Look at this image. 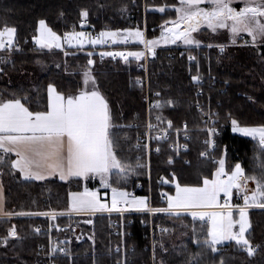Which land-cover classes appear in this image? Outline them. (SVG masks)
<instances>
[{"label": "trees", "instance_id": "16d2710c", "mask_svg": "<svg viewBox=\"0 0 264 264\" xmlns=\"http://www.w3.org/2000/svg\"><path fill=\"white\" fill-rule=\"evenodd\" d=\"M179 4L180 0H0V28L5 23L14 26L15 42L21 43L23 48V52L4 56L0 61V95H27L26 104L30 110L43 111L46 110L49 83L65 94L75 93L82 87V73L86 68L90 69L99 91L109 102L114 126L112 136L118 157L126 164L135 166L139 162L142 165L133 167L124 178L114 172L111 186L130 191L140 182L145 190L139 194H145V159L139 157L135 148L144 133V90L135 82L139 76L135 63L109 57L98 60L95 57L93 65L88 66L87 52L38 48L33 42L25 43V39L35 35L40 19H45L58 35L63 36L77 24L81 9L87 10L94 32L138 27L142 31L145 28L147 37L153 38L159 35L165 21L176 19L175 7ZM162 6L165 7L163 12L158 9ZM198 40L200 45L212 47L196 49L193 47L195 44L185 45L179 40L173 56L169 55V50L161 49L149 61L150 89L162 99L161 116L177 125L184 122L188 128L201 127L202 120L192 106L196 85L191 77L210 72L217 79L216 85L210 88L213 102H218L215 108L220 133L215 153L219 157L221 148L225 146L228 170L239 161L247 175H258L261 158L258 141L232 134L230 127L232 118L241 125L264 124V44H241L239 38L232 43L224 30L210 32L208 29L198 36ZM221 44L225 45L223 51L218 47ZM193 55L197 59L189 60ZM220 88L226 90L221 92ZM169 100L172 103H167ZM134 123L139 126L133 127ZM202 138L203 133L199 130L188 132L187 163L176 161L169 164L172 153L166 143L159 144V152L150 156L153 208L166 207L160 192L171 194L174 191V185L166 182L172 181L173 173L181 184H198L202 183L203 176H210L218 166L211 159L200 156L204 147ZM11 160L12 156L7 154L6 161L0 162L4 209L36 215H14L6 222H0V264H47L39 252V245L45 243L46 235L36 231V227L38 223L45 227L48 220L63 228L58 234L66 252L55 257L58 264L117 263L119 254L114 248L120 240L110 233L108 223L118 216L94 214L86 217L67 211L69 192L82 191L85 186L95 188L98 182L94 178L26 180L11 167ZM53 210L57 213L55 219L39 215ZM248 211L250 228L246 235L255 249L251 256L235 242L217 246L216 252L202 248L195 243L193 231L190 233L186 215L156 212L154 219L162 220L166 230L155 236L154 264H220L221 259L224 264H264V209ZM61 212L64 214L59 215ZM135 215L137 218L147 217L145 213ZM185 219L187 221L183 222ZM89 220L92 223H88ZM196 221L195 235L202 236L207 231V223ZM182 222L189 230L187 239L173 246L169 233ZM12 225L16 226L18 237L8 238L5 244L2 238L7 236ZM135 229L134 236L128 239V243L134 246L129 264H150L140 230ZM78 232H81V239H78Z\"/></svg>", "mask_w": 264, "mask_h": 264}, {"label": "snow or ice", "instance_id": "6c2138e0", "mask_svg": "<svg viewBox=\"0 0 264 264\" xmlns=\"http://www.w3.org/2000/svg\"><path fill=\"white\" fill-rule=\"evenodd\" d=\"M207 3V7L201 5ZM242 7H233V0H180L176 7V19L165 21L161 35L158 38L147 39L140 28H125L115 31H101L93 37L91 33L77 32L75 30L58 35L46 22L45 19L38 21L37 35L32 39L36 44L45 48H61L64 42L69 45L85 44L103 45L110 40L129 38L138 40L145 45L147 53L155 55L154 46L163 42L176 43L183 41L185 45L195 44L200 46L201 41L192 35L202 24L216 32L218 29H228L232 34V43L241 33H247L251 41L244 40L245 44H264V0H241ZM175 7V6H173ZM165 7L159 8L163 12ZM81 24L86 23L88 12L80 11ZM171 24V27L168 25ZM16 28L7 23L0 28V49L15 46ZM126 34V35H123ZM18 47V46H17ZM212 47V45H209ZM218 47L223 51L225 45ZM146 52H101L103 56H120L125 60L128 57L140 59ZM66 55L68 53H65ZM92 55L91 52L88 53ZM195 57L189 56V60ZM94 63L92 59L87 61L88 66ZM2 71V69H0ZM198 75L193 76V81H199ZM251 99V97H249ZM27 95L10 94L9 97L0 95V162L6 161L7 154L14 153L16 158L11 160V167L19 169L25 177H34L36 180H44L46 176L58 175L60 180H69L73 177L84 178L99 177L102 186L111 187L112 199L109 207L106 200L99 197L95 189L84 187L81 192H69V213L102 212V211H126L128 208H136L140 211L164 212L169 215L180 216L190 214L194 219L207 218V231L202 236H196L193 227L195 243L205 249L217 251V245L223 241H235L236 245L246 250L248 255H253L255 249L247 237L246 232L250 228L248 218L249 207L255 205L264 209V124L241 125L240 122L231 119V131L242 133L246 136L258 139L261 158L259 162V174L247 175L241 163L237 161L231 170H227V149L222 150L221 155L209 157L208 151H202L201 157L212 159L218 166L211 175L202 177V183L181 184L173 173L172 181L175 184V194L162 195L166 197L167 207H149L148 197L131 196L127 191L111 186L113 173L124 178L133 167H142L139 162L133 166L124 163L117 155L115 142L112 136V114L108 100L99 91L95 76L91 75L90 69L84 71V86L75 93L65 94L58 91L56 86L49 83L47 86L46 110L32 111L27 106ZM157 107L160 101L154 102ZM167 103H172L171 100ZM161 117L157 116V120ZM211 119V118H210ZM212 123H215L213 120ZM169 127L172 122L168 121ZM149 128L155 127L151 123ZM187 126L185 125V128ZM214 127L208 128L209 139L205 141L209 148L215 151L218 147L213 137L217 133ZM166 135V132H165ZM185 147H187L185 145ZM159 151V149H157ZM172 158L169 157V162ZM165 179L166 178H162ZM248 181L255 183V188L248 189ZM242 192L244 204L232 205L229 200L232 189ZM223 194L224 203H220ZM124 202V208L119 207ZM4 198L0 189V222H6L14 215H33L34 213H14L4 210ZM238 210L239 218L234 219L233 209ZM61 212L59 215H63ZM39 215L51 216L55 219V210ZM88 223H92L91 220ZM238 225V230L234 226ZM57 229L59 225H56ZM39 231V229H36ZM8 237H18L16 226L8 228L7 236L3 242H8ZM79 239V237H78ZM65 252V248H59ZM52 252L57 251L53 246ZM220 264H224L221 259Z\"/></svg>", "mask_w": 264, "mask_h": 264}, {"label": "built area", "instance_id": "2783aa9c", "mask_svg": "<svg viewBox=\"0 0 264 264\" xmlns=\"http://www.w3.org/2000/svg\"><path fill=\"white\" fill-rule=\"evenodd\" d=\"M82 17L79 18L76 25H73L70 27L69 31L75 30L77 32H85V33H91L93 37L97 36L100 32H94L93 26L90 22L89 17L86 18V23L81 24ZM160 32L162 29L159 30ZM143 32L145 34V37L147 39H150L146 35V29H143ZM159 32V33H160ZM161 34V33H160ZM243 37L240 36L239 39H242ZM32 42L31 38H26L25 43ZM18 46V47H17ZM179 46L176 43L172 44H165L162 42L160 45L154 46V52L155 55H152L150 53L146 52L145 45L140 42L138 44L133 43L130 40L117 42L110 40L108 43L103 45H92V44H85L82 47H76L75 50L81 51V52H89L92 53L91 56H87V61L89 59H92L94 61L95 57L98 60H102L105 57H109L113 60H119L125 63L133 62L136 65L137 70L139 71V76L136 78L135 82L144 90V121L142 123L143 127V135H141L138 139V141L135 144L136 150L139 152V157L145 159V167H146V173H147V192L145 194L140 195L139 192H142L145 190V187L142 183L137 182L136 186L130 190L127 191L131 194V196H146L148 197V203L149 207H151V189H150V156L157 154L159 151V144L166 143L169 150L172 153V161L169 162V164H172L176 161L187 163L188 158L185 156L186 153L189 150L187 140H188V132L191 130H199L203 133V149L202 151H208L209 157H217L216 150L213 151L209 148L208 144L205 143L209 139L208 134V128L214 127L218 131L216 135L213 137V139L216 140L217 143V137L220 133V128L217 123V110L215 108V105L218 104V102H213V95L210 91V88L215 86L217 83V79L214 75H212L210 72H206L202 75H198L200 77L199 81H193L192 82L196 85L195 87V98L192 101V106L195 109V112L200 116L202 120V126L199 128H185V123L181 122L179 125L175 124L172 120H164L161 116V108L163 106V102L161 97L154 91H151L150 89V83H149V61L151 58H154L158 51L161 49H167L170 51L169 55L173 56L175 54V49ZM196 49H199L201 47L210 48L209 45H200V46H193ZM146 52L144 56H142L140 59H136L135 57H128L127 60H125L123 57L115 56H101V52ZM23 52L22 44L15 42V46L12 48H5L0 50V61L1 59L7 55V54H14V53H20ZM195 61L197 58L195 55ZM93 65V64H92ZM196 76V75H194ZM225 88H220L219 91L224 92ZM155 101H160L161 105L159 107L156 106L154 103ZM157 116L161 117L160 120H157ZM211 118V119H210ZM215 121V123H212V121ZM168 121L172 122L171 127L168 125ZM154 125L155 127L149 128V124ZM133 127H138V124H132ZM166 132V135H165ZM185 145L187 147H185ZM225 148L223 146L221 148L222 150ZM160 150V149H159ZM200 152V153H201ZM206 158L207 157H202ZM218 158V157H217ZM212 160V159H211ZM213 161V160H212ZM234 166V165H233ZM244 168V167H243ZM228 170V169H227ZM231 170V169H230ZM229 170V171H230ZM253 181H248L247 187L248 189L255 188V185L252 183ZM224 203L223 195L221 196V204ZM229 203L232 205H243V194L242 192L238 191L236 188L232 189V196L229 200ZM124 203H121L119 207L121 209L124 208ZM153 208V207H152ZM250 208H258L257 206H251ZM233 210H236L235 208ZM147 214V217L145 218H137L135 214ZM156 213V212H155ZM153 212L148 211H140L136 208H128L126 211H114V214H116L118 217L111 219L108 223V230L110 233L119 238V243L115 246L114 250L119 254V258L117 260L116 264H129L132 261L131 254L134 250V246L131 243H128V239L134 236L135 228H139L141 237L143 239V249L149 253L150 258V264H152L153 258H154V247H155V236L158 233L164 232L166 230V226L162 223V220H155ZM36 215V214H34ZM50 217V216H49ZM37 229H39L38 232H42L44 235H46L45 243H42L39 245V252L46 258L47 264H58L55 262V257L63 255L65 252H60L59 248H65L66 246L61 241L60 235L58 232L62 230V226H59L57 229L56 225L52 224L50 220H48L47 225L43 227L41 223L37 224ZM13 238V237H8ZM3 240V239H2ZM53 246L57 247V251L52 252L51 249Z\"/></svg>", "mask_w": 264, "mask_h": 264}, {"label": "rangeland", "instance_id": "374dc122", "mask_svg": "<svg viewBox=\"0 0 264 264\" xmlns=\"http://www.w3.org/2000/svg\"><path fill=\"white\" fill-rule=\"evenodd\" d=\"M241 3V0H233V7H235V6H240L239 4ZM176 7H179V6H176ZM175 7V8H176ZM241 7V6H240ZM159 9V8H158ZM145 21V20H144ZM170 25L171 24H169L168 26L170 27ZM38 27V26H37ZM37 29V28H36ZM205 29H208L210 32H213L211 29H209L208 27H207V25L206 24H202L201 26H200V28L199 29H197L195 32H193L192 33V35L194 36V38L196 39V40H198V36L199 35H201V34H203V31L205 30ZM218 30H224L225 32H226V34L232 39V34L230 33V31L228 30V29H218ZM161 33V32H160ZM159 33V35H157V36H155V37H153V38H150V39H154V38H158V37H160V34ZM38 33L37 32H35V35H37ZM123 35H126V34H123ZM240 35H246L247 36V39H249V40H251V37L250 36H248L247 35V33H241ZM243 37V36H242ZM239 38V36L236 38V39H238ZM31 39H32V37H31ZM128 40H130V41H132L133 43H135V44H138V43H140V41H138V40H135V39H132V38H129ZM33 41V43L35 44V46L36 47H38V48H43V49H45V47H41L40 45H38V44H36V42L34 41V40H32ZM115 41H117V42H122V41H125L123 38H122V36L120 37V38H118V39H116ZM179 41V40H178ZM177 41V42H178ZM65 43L66 42H64L63 43V46L61 47V48H59V49H57V48H55V47H53V48H55V49H57V50H61V51H63V52H67V51H70V50H72V49H75L76 48V46H79V45H76V44H72V45H69L68 43H66V45H65ZM179 43H181V44H184L183 43V41H179ZM160 44H162V42H160V43H157L156 45H160ZM167 44H172V43H167ZM1 50V49H0ZM9 55H13L12 53H10V54H7V55H5V56H9ZM92 75V74H91ZM81 78H82V80L84 81V72L82 73V75H81ZM250 126H252V125H250ZM230 130H231V127H230ZM231 133L232 134H235V135H239V136H243V137H246V138H250V139H254V138H252V137H249V136H246V135H244V134H242V133H234V132H232L231 131ZM254 140H256V139H254ZM258 141V140H257ZM245 169V168H244ZM245 174H247L246 173V170H245ZM253 183V185H255V183L254 182H252ZM172 184H174V183H172ZM175 185V184H174ZM162 192L163 193H165V194H168L167 192H164V191H161L160 192V194H161V198L163 199V200H165V203H166V205H167V200H166V197L164 196V195H162ZM175 194V188H174V191L171 193V195H174ZM221 195H223V194H221ZM138 197H140V196H138ZM152 207V206H151ZM187 216L188 218H189V221H187L186 219L185 220H183V222L184 221H187L189 224H190V233L193 231V227H195L197 224H196V220H197V218H193L190 214H188V213H186V214H182V216ZM249 211H248V218H249ZM86 217H88V216H91L90 214H88V215H85ZM203 221H207V218H205ZM180 223V224H178V226H177V228H176V230H174V231H171V233H169L170 234V240H171V243H172V245L173 246H176L175 244H179L181 241H183L184 239H187V235H188V233H189V230H188V228L186 229V224L185 223ZM188 230V231H187ZM78 237H79V239H81L82 238V235H81V232H78ZM219 246H220V244H219ZM152 264H154V258H153V261H152Z\"/></svg>", "mask_w": 264, "mask_h": 264}, {"label": "crops", "instance_id": "0c3cea01", "mask_svg": "<svg viewBox=\"0 0 264 264\" xmlns=\"http://www.w3.org/2000/svg\"><path fill=\"white\" fill-rule=\"evenodd\" d=\"M204 4H207V3H204ZM204 4H202V5H204ZM201 5V6H202ZM241 7L243 6V4L242 3H240L239 4ZM240 36H243V38L242 39H240V41H241V44H245L244 43V40H249V39H247V36L245 35H240ZM239 36V37H240ZM33 40V39H32ZM249 41H251V40H249ZM33 42V41H32ZM67 43V42H66ZM66 43H65V45H66ZM249 44H251V43H249ZM260 43H257V45H259ZM256 45V46H257ZM76 47H79V46H76ZM84 86V81L82 80V87ZM81 87V88H82ZM256 140H258V139H256ZM0 153H1V155H5L2 151H0ZM10 155L12 156V160L13 159H15L16 158V156H15V154L14 153H10ZM18 172H19V174H20V176L23 178V179H26V180H36L34 177H25L24 175H22L21 173H20V171H19V169H16ZM51 177H55V178H58L59 179V176L58 175H54V176H46L45 177V179H47V178H51ZM74 178H79V177H73V178H70V179H74ZM97 182H98V185L95 187V188H92V189H95V190H97L98 191V193H99V197H100V199H102V200H106L107 201V203H108V205H109V207L111 206V199H112V191H111V187H106V186H102L101 184H100V179H99V177L97 176V177H95L94 178ZM63 181H66V180H63ZM174 185V184H173ZM174 187H175V185H174ZM0 189H2V186H1V183H0ZM83 191V190H82ZM78 192H81V191H78ZM2 194H3V198H4V192H3V189H2ZM169 194V193H168ZM222 196V195H221ZM136 197H138V196H136ZM132 197H129L128 199H131ZM162 199V198H161ZM163 200V199H162ZM164 202H165V200H163ZM121 203H124V202H121ZM120 203V204H121ZM220 203H221V198H220ZM165 205H166V203H165ZM253 206H255V205H253ZM166 207H167V205H166ZM5 208V207H4ZM68 208H69V196H68ZM250 209H261V208H250ZM250 209H248V210H250ZM5 210V209H4ZM114 211H116V210H113V211H111V212H109V211H102V212H95V213H91V212H82V213H69V214H81V215H88V214H90V215H94V214H114ZM233 212H234V219H238L239 218V213H238V210H233ZM199 221H203V220H201L200 218H197ZM204 223H207V221H203ZM235 228H236V230H238V225H236V226H234ZM247 233V232H246ZM229 242H235V241H223L220 245H225V244H228ZM217 246H219V245H217Z\"/></svg>", "mask_w": 264, "mask_h": 264}, {"label": "water", "instance_id": "95a60500", "mask_svg": "<svg viewBox=\"0 0 264 264\" xmlns=\"http://www.w3.org/2000/svg\"><path fill=\"white\" fill-rule=\"evenodd\" d=\"M178 41V40H177Z\"/></svg>", "mask_w": 264, "mask_h": 264}]
</instances>
